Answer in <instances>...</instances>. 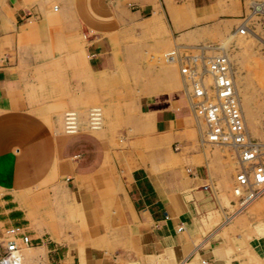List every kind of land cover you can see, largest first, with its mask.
I'll use <instances>...</instances> for the list:
<instances>
[{"label": "crops", "instance_id": "obj_1", "mask_svg": "<svg viewBox=\"0 0 264 264\" xmlns=\"http://www.w3.org/2000/svg\"><path fill=\"white\" fill-rule=\"evenodd\" d=\"M43 1L0 0V232L21 226L35 241L28 254L43 251L45 264H155L160 258L175 264H264V234L252 237L238 259L218 248L211 234L202 235L204 219L191 200L207 170L198 163L182 173L180 159L168 150L169 141L182 139L188 112L181 93H168L186 88L172 70L158 77L170 82L160 81L162 89L138 100L139 121L148 125L141 145L114 146L79 129L57 146L62 133L24 92L36 83L35 71L49 69L57 54L22 48L34 26L28 29L27 23L45 20ZM58 8L80 29L85 67L92 72L113 69L116 48L130 49L127 37L157 31L163 42L192 46L220 36L243 14L241 0H61ZM164 55L175 62L171 50ZM43 182L58 207L43 204L48 220L29 227L32 192Z\"/></svg>", "mask_w": 264, "mask_h": 264}, {"label": "rangeland", "instance_id": "obj_2", "mask_svg": "<svg viewBox=\"0 0 264 264\" xmlns=\"http://www.w3.org/2000/svg\"><path fill=\"white\" fill-rule=\"evenodd\" d=\"M60 1H43L45 20L38 26L34 22L27 23L28 29L32 24L34 26L28 32V41H22L23 49L57 51L50 68L36 70V83L26 87L24 91L26 99L35 105L37 112L53 129L62 133L56 136L57 146V140L66 135L62 126V117L66 110L75 111L78 130L91 131L105 143L118 147L141 145L148 125H142L139 121L142 116L138 110V100L143 95H151L156 93L155 90L162 89L157 86L160 81L162 84L170 82L169 79L158 77L167 69L172 70L179 78V84L185 83L187 89L176 86L168 93H181L188 112L181 132L182 139L169 141L168 150L180 159L176 165L180 166L184 174L187 173L185 166L204 164L207 179L191 200L196 214L204 219L205 232L202 235L204 237L211 234V240L218 248H224L230 257L240 258L251 238L264 234V192L246 207L239 208L234 202L231 189L234 173L239 167L235 150L225 144L200 143L204 125L202 119L189 107L191 82L181 73V65L178 64L176 56L175 62H168L164 55L176 47L182 49L181 46L184 45H179L171 38L163 42L157 38V31H149L138 37H127L125 41L130 49L125 53H118L116 48L115 67L92 72L86 68L88 66L85 67L87 64L81 49L84 42L81 31L75 27L67 11L59 13ZM241 1L242 18L224 26L220 36L184 47L207 43L209 47L204 50L205 54H214L218 49L225 50L246 131L253 138L264 141V0ZM257 3L262 6L255 8ZM239 25H245L244 33L236 31ZM60 51L65 52V55ZM204 78L206 83L210 81L209 75ZM93 106H98L101 110L98 130L97 125L88 123L87 113ZM45 184L47 183L41 184L43 187L39 191L32 192V196H35L31 204L34 217L33 220L29 219V227L39 224V220H48V209L43 204L52 205V208L58 207V201H49L51 192L45 188ZM73 221L79 222L77 217ZM34 245L33 240L32 245L24 247L21 264H45L41 257L43 251L38 257L28 254ZM156 263L175 264L174 261H165L163 258Z\"/></svg>", "mask_w": 264, "mask_h": 264}, {"label": "built area", "instance_id": "obj_3", "mask_svg": "<svg viewBox=\"0 0 264 264\" xmlns=\"http://www.w3.org/2000/svg\"><path fill=\"white\" fill-rule=\"evenodd\" d=\"M236 31L244 33L245 25H239ZM208 45L181 46L184 49L179 50L176 47L171 53L181 65V73L191 82L189 107L204 125L200 140L228 144L238 154L241 165L234 173L231 189L234 202L242 206L264 186V141L253 138L245 130L227 53L218 49L214 54H205ZM205 75L210 77L207 83ZM87 118L90 124H97L101 119L100 108L91 107ZM77 122L74 110L64 111L62 126L66 133L77 131ZM32 241L21 226H4L0 232V264H21L22 250L32 245Z\"/></svg>", "mask_w": 264, "mask_h": 264}, {"label": "bare ground", "instance_id": "obj_4", "mask_svg": "<svg viewBox=\"0 0 264 264\" xmlns=\"http://www.w3.org/2000/svg\"><path fill=\"white\" fill-rule=\"evenodd\" d=\"M235 90V89H234ZM235 94H236V96H237V93H236V91H235ZM238 98V97H237ZM77 116V115H76ZM243 119V118H242ZM100 121H101V119H100ZM100 121L99 122H97V124H93V125H100ZM88 123H90V122H88ZM243 123H244V121H243ZM244 126H245V124H244ZM245 130H246V127H245ZM247 132V131H246ZM205 142H211V141H205ZM201 144H203V142H200ZM211 143H217V142H211ZM219 144H225V143H219ZM225 145H228V144H225ZM228 146H230V145H228ZM233 148V147H232ZM234 149V148H233ZM235 150V149H234ZM236 152V151H235ZM236 155H237V159L239 160V158H238V154H237V152H236ZM241 165V161L239 160V166ZM264 192V186L262 187V189H261V191H260V193L259 194H257V195H255V197H253L251 200H249L247 203H245L244 205H242V206H238L239 208H244V207H246L254 198H256L257 196H259L261 193H263Z\"/></svg>", "mask_w": 264, "mask_h": 264}]
</instances>
